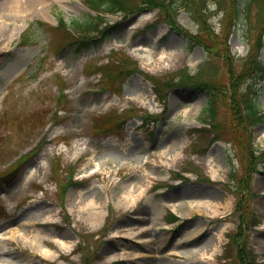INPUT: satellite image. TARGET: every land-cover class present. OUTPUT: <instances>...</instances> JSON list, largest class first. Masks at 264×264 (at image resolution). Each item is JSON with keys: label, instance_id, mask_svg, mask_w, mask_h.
Returning a JSON list of instances; mask_svg holds the SVG:
<instances>
[{"label": "rangeland", "instance_id": "rangeland-1", "mask_svg": "<svg viewBox=\"0 0 264 264\" xmlns=\"http://www.w3.org/2000/svg\"><path fill=\"white\" fill-rule=\"evenodd\" d=\"M48 2L0 24V264H186L167 252L196 230L223 235L211 264H264V124L243 113L249 95L264 112V0L106 15L87 49L56 27L92 16L85 0Z\"/></svg>", "mask_w": 264, "mask_h": 264}, {"label": "trees", "instance_id": "trees-1", "mask_svg": "<svg viewBox=\"0 0 264 264\" xmlns=\"http://www.w3.org/2000/svg\"><path fill=\"white\" fill-rule=\"evenodd\" d=\"M243 3L240 9H246L250 12V5H258L260 0H246ZM87 4L91 9H93L97 15L95 17H89L85 20L76 22V28L81 35L86 34H94L98 33L101 36L100 40H94V38H89L87 40L83 39V43L79 45L81 48H88L91 46H99L104 39L108 36L109 32L114 29V26L105 27L101 30L97 29L98 22H101L102 14L105 13H123L125 15H131L138 11L144 9H159L162 12L167 13V21L171 20L172 16L176 15V11L179 8H184L187 11H192L195 14H201L204 9H206L207 0H86ZM202 16V15H201ZM240 18L239 10L235 13V19ZM172 21V20H171ZM173 24V23H172ZM109 30V32H108ZM209 31V29H207ZM187 34V33H186ZM191 37L196 38V36L190 35ZM199 41V40H198ZM200 42V41H199ZM202 42H200L201 44ZM201 45H205L202 43ZM255 59V58H254ZM252 60V59H251ZM254 63L252 65H256L259 74L264 77V65L260 61L252 60ZM185 80H189V78H185ZM244 107L243 113L245 118L247 119V123L250 124H264V113H262L257 105L255 104V98L253 95H249L244 99ZM203 113L205 115V119L202 121L204 124L211 126L213 124V120L215 117V109L213 105V100H208L206 107L203 109ZM208 120V122H207ZM254 153V152H253Z\"/></svg>", "mask_w": 264, "mask_h": 264}, {"label": "bare ground", "instance_id": "bare-ground-1", "mask_svg": "<svg viewBox=\"0 0 264 264\" xmlns=\"http://www.w3.org/2000/svg\"><path fill=\"white\" fill-rule=\"evenodd\" d=\"M52 0H0V24L4 23V21H7V28L10 27V23L12 20H16L20 16L26 15L27 12H32V11H37L41 8H46L47 6L50 5ZM59 1L60 3H68L69 0H56ZM49 4H48V3ZM48 4V5H47ZM45 5V6H44ZM3 26V25H2ZM4 27V26H3ZM2 27V28H3ZM2 29H0V40L2 37ZM176 105V104H175ZM170 151V149H169ZM164 156V154H162ZM155 167H159L156 165ZM128 190V189H127ZM202 206V205H201ZM188 209H191V206H187ZM204 212L212 214L214 217L217 216V214L214 212V210L217 208L214 205H208L204 206ZM98 215V214H97ZM96 215V216H97ZM98 217V216H97ZM218 220H225L226 216H218L216 217ZM142 228V227H141ZM141 228L138 227L136 230L132 231V235H140L142 237V234H138L139 231H141ZM130 230V229H128ZM201 230H196L194 233H192L190 236L184 237L179 243H177L178 246L181 247V250L179 249H169L168 250V255L174 256L176 254H181L180 257L184 258L186 264H211L213 262L212 256L215 253L216 249L220 246H222L221 243V237L223 235H218L214 238L207 239L203 244L200 246H195L192 242L194 237L200 233ZM31 236L26 240H29L30 244L35 243L37 245V249L41 248V250H37L38 253L41 256H46L48 259H51V252L49 251L48 247L43 244V241H41V235L36 232V231H31ZM160 238H167L166 233H158ZM56 242H59L62 246L63 249L66 251H72L73 249V242H60L58 240H55ZM160 241V240H159ZM217 242V243H215ZM217 244H220L219 246ZM261 244V243H260ZM207 255H211L208 256ZM192 260L193 262H191ZM194 260H202V262H196Z\"/></svg>", "mask_w": 264, "mask_h": 264}]
</instances>
